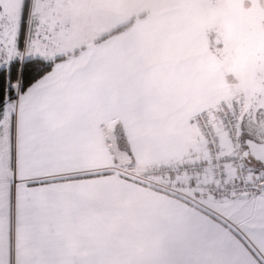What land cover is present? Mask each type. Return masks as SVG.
Returning a JSON list of instances; mask_svg holds the SVG:
<instances>
[{"label":"snow or ice","instance_id":"6c2138e0","mask_svg":"<svg viewBox=\"0 0 264 264\" xmlns=\"http://www.w3.org/2000/svg\"><path fill=\"white\" fill-rule=\"evenodd\" d=\"M241 2L0 0V264H264V30L232 131L199 124Z\"/></svg>","mask_w":264,"mask_h":264},{"label":"rangeland","instance_id":"374dc122","mask_svg":"<svg viewBox=\"0 0 264 264\" xmlns=\"http://www.w3.org/2000/svg\"><path fill=\"white\" fill-rule=\"evenodd\" d=\"M118 6L120 5H117V7ZM207 14L217 20L223 21L228 28L230 37L238 44V57L235 61V67L237 69L236 74L241 79V84H232L231 87L243 86L249 88L246 81L250 82L254 75V73L249 70V62L251 59L249 46L257 30H264V0H253L251 7L241 2L239 11L216 8L209 10ZM240 57L241 60L239 61ZM260 91H264V88H261ZM239 98L243 100L245 104L250 97L244 94L242 98Z\"/></svg>","mask_w":264,"mask_h":264},{"label":"crops","instance_id":"0c3cea01","mask_svg":"<svg viewBox=\"0 0 264 264\" xmlns=\"http://www.w3.org/2000/svg\"><path fill=\"white\" fill-rule=\"evenodd\" d=\"M122 8H127L128 10H132L131 6H121V5L118 7H117V5L97 7V8H92L89 10L88 18L91 22L101 23L104 21V19L106 17L120 12L122 10ZM187 20L189 23H192V24L199 22V18L196 16H193L191 14H187ZM183 43H184L185 48L189 52L194 51L197 47V44H198V38H197L196 33L195 32H189L187 34V36L185 37ZM237 57H236V60H237ZM240 60H241V57L239 58V61ZM241 92H243V95L246 94V95H248V97H250L249 88H247V87H243V86L231 87V85H224L223 83H218V86H217V89L214 93L213 99L206 101L202 106L208 108L207 112H212V111H214L217 104L225 98H228L231 96H236V95H237V97L242 98L243 96L241 95ZM262 92H264V91H262ZM209 105H211V106L209 107ZM122 143H123V141H122Z\"/></svg>","mask_w":264,"mask_h":264},{"label":"built area","instance_id":"2783aa9c","mask_svg":"<svg viewBox=\"0 0 264 264\" xmlns=\"http://www.w3.org/2000/svg\"><path fill=\"white\" fill-rule=\"evenodd\" d=\"M244 101L239 97L231 96L221 100L214 111L207 112L199 119V124L207 132L209 137L214 136L217 131H222L226 126L228 131H232L233 113H238ZM233 134H235L233 132Z\"/></svg>","mask_w":264,"mask_h":264},{"label":"trees","instance_id":"16d2710c","mask_svg":"<svg viewBox=\"0 0 264 264\" xmlns=\"http://www.w3.org/2000/svg\"><path fill=\"white\" fill-rule=\"evenodd\" d=\"M122 142V141H121Z\"/></svg>","mask_w":264,"mask_h":264}]
</instances>
